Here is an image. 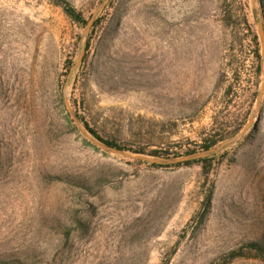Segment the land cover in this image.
Wrapping results in <instances>:
<instances>
[{
	"label": "rangeland",
	"instance_id": "rangeland-1",
	"mask_svg": "<svg viewBox=\"0 0 264 264\" xmlns=\"http://www.w3.org/2000/svg\"><path fill=\"white\" fill-rule=\"evenodd\" d=\"M68 1L0 0V264H264V0Z\"/></svg>",
	"mask_w": 264,
	"mask_h": 264
},
{
	"label": "trees",
	"instance_id": "trees-1",
	"mask_svg": "<svg viewBox=\"0 0 264 264\" xmlns=\"http://www.w3.org/2000/svg\"><path fill=\"white\" fill-rule=\"evenodd\" d=\"M55 2L60 5V7L63 8V10L70 16L71 19H73L75 22H77L78 24H80L81 26H83L84 28L87 26L88 24V19L80 12L77 10V8L71 4L68 0H55ZM261 3V2H260ZM98 24V21L95 22L94 27ZM256 38V36H255ZM89 45V44H88ZM258 59L261 60L262 58L260 56H258ZM78 116L80 119H82V121L84 122L86 128L88 129V131L93 134L98 140L112 146V147H116L119 149L124 150L125 148L122 147L120 144H118L116 141L114 140H110V139H106L104 137H102L95 129H93V127H91L89 125V123L84 119L85 117H83L81 114H79V112H77ZM70 124H72L75 128L78 129L77 125L74 124V121L71 119L70 120ZM203 145V148L205 149H211L215 146V143L212 141H206ZM198 151L195 150H191L189 152H186L185 155L188 154H192ZM136 153H140V154H145V152L142 151H138ZM158 153V151H154V156H156V154ZM153 155V154H152ZM211 159H213V156L211 157H204V158H200V159H196V160H190V161H186L183 164L189 165V164H194V163H198V162H204L207 163L208 161H210ZM154 165H158L157 163H153ZM211 166V165H209ZM209 167H207L208 169ZM209 171L206 170V174H208ZM52 179H56V180H61L62 176H52ZM106 178L101 176V175H97L91 178H78L76 177L74 179V182L80 186H83L85 188H88L89 190H91L92 192L94 191V189L96 188V186L99 185H104L106 184ZM94 194V193H93ZM210 195L208 197V201H209ZM245 247H249L252 250H256L258 252H260L261 254H263L264 252V245L263 242H249L245 244ZM237 254V253H235Z\"/></svg>",
	"mask_w": 264,
	"mask_h": 264
},
{
	"label": "water",
	"instance_id": "water-1",
	"mask_svg": "<svg viewBox=\"0 0 264 264\" xmlns=\"http://www.w3.org/2000/svg\"><path fill=\"white\" fill-rule=\"evenodd\" d=\"M254 5H256V0H253ZM96 17V13L93 15V17L88 21L87 27L85 29V35L87 36L94 24V19ZM259 34H260V38L262 41V46H263V54H264V21H260L259 22ZM84 55H85V49H83V51L80 53L79 58L77 60L76 65L74 66L73 70L78 67L83 59H84ZM264 90V87H263ZM262 97V93L260 94V99ZM68 107L70 109V112L72 113L73 117L76 119L77 123H79L78 117L76 116V114L74 113L72 107L70 104H68ZM83 130L85 131V129L83 128ZM87 136L95 143L97 144L99 147L111 151V152H116V153H121L124 154L126 156H131V157H136V158H141V159H146L152 162H156V163H160V162H170V163H182V162H186V161H190V160H196V159H200V158H204L207 156H210L214 153H216L218 151L217 148H211V149H207V150H203V151H198L192 154H188V155H184V156H180V157H175V158H168V159H156L153 157H146L143 155H132L131 153H128L122 149L116 148V147H112L94 137H92L88 132H86Z\"/></svg>",
	"mask_w": 264,
	"mask_h": 264
}]
</instances>
